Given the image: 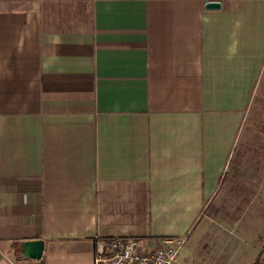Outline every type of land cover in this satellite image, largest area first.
<instances>
[{"label":"crops","instance_id":"obj_1","mask_svg":"<svg viewBox=\"0 0 264 264\" xmlns=\"http://www.w3.org/2000/svg\"><path fill=\"white\" fill-rule=\"evenodd\" d=\"M207 1L0 0V264H93L110 237L192 251L264 74V0ZM223 245L217 264L258 260Z\"/></svg>","mask_w":264,"mask_h":264},{"label":"rangeland","instance_id":"obj_2","mask_svg":"<svg viewBox=\"0 0 264 264\" xmlns=\"http://www.w3.org/2000/svg\"><path fill=\"white\" fill-rule=\"evenodd\" d=\"M244 114L239 146L225 183L190 231L192 251L181 256L184 248L180 249L177 259L180 262V257H185L182 264L225 261L228 256L223 243L236 239L252 245L257 264H264V74L255 100ZM234 170L237 183L231 184Z\"/></svg>","mask_w":264,"mask_h":264},{"label":"built area","instance_id":"obj_3","mask_svg":"<svg viewBox=\"0 0 264 264\" xmlns=\"http://www.w3.org/2000/svg\"><path fill=\"white\" fill-rule=\"evenodd\" d=\"M183 243L182 237H160L145 245L128 236L98 239L93 264H173Z\"/></svg>","mask_w":264,"mask_h":264},{"label":"water","instance_id":"obj_4","mask_svg":"<svg viewBox=\"0 0 264 264\" xmlns=\"http://www.w3.org/2000/svg\"><path fill=\"white\" fill-rule=\"evenodd\" d=\"M206 8H218L220 7V2L217 0H210L205 3ZM21 250L25 257L30 259H38L41 257L43 249L42 239H29L21 243Z\"/></svg>","mask_w":264,"mask_h":264},{"label":"trees","instance_id":"obj_5","mask_svg":"<svg viewBox=\"0 0 264 264\" xmlns=\"http://www.w3.org/2000/svg\"><path fill=\"white\" fill-rule=\"evenodd\" d=\"M258 263V260L254 261L252 264H257Z\"/></svg>","mask_w":264,"mask_h":264}]
</instances>
